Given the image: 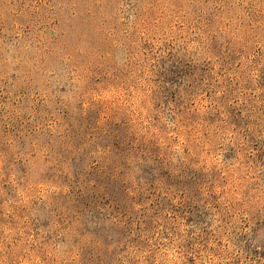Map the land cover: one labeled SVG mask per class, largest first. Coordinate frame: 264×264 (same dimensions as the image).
Returning a JSON list of instances; mask_svg holds the SVG:
<instances>
[{"label": "rangeland", "instance_id": "obj_1", "mask_svg": "<svg viewBox=\"0 0 264 264\" xmlns=\"http://www.w3.org/2000/svg\"><path fill=\"white\" fill-rule=\"evenodd\" d=\"M0 264H264V0H0Z\"/></svg>", "mask_w": 264, "mask_h": 264}]
</instances>
